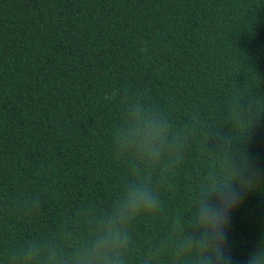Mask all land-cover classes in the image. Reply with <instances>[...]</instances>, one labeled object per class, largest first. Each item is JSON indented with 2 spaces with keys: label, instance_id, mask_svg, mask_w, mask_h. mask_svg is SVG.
I'll return each instance as SVG.
<instances>
[{
  "label": "trees",
  "instance_id": "trees-1",
  "mask_svg": "<svg viewBox=\"0 0 264 264\" xmlns=\"http://www.w3.org/2000/svg\"><path fill=\"white\" fill-rule=\"evenodd\" d=\"M122 88L191 133L161 212L133 226V264L188 214L221 154L209 134H229V98L258 102L252 129L232 140L237 163L260 174L228 228L232 264H246L264 240V0H0V264L25 239L79 233L118 195L128 176L111 145L120 108L104 96Z\"/></svg>",
  "mask_w": 264,
  "mask_h": 264
},
{
  "label": "clouds",
  "instance_id": "clouds-1",
  "mask_svg": "<svg viewBox=\"0 0 264 264\" xmlns=\"http://www.w3.org/2000/svg\"><path fill=\"white\" fill-rule=\"evenodd\" d=\"M104 99L120 108L111 145L114 155L126 162L128 176L118 195L109 207L90 214L79 233L25 239L3 254L4 264H133V226L161 212L160 190L174 188L191 133L188 125L177 126L162 106L129 88L112 89ZM261 114L256 100L239 93L229 98L224 114L229 134H209L221 154H209L213 162L194 189L188 214L172 217L167 235L149 242L136 264H162L165 256L173 264H232L226 247L231 215L246 192L260 183L258 170L243 156L237 163L232 140H243ZM246 264H264V240Z\"/></svg>",
  "mask_w": 264,
  "mask_h": 264
}]
</instances>
